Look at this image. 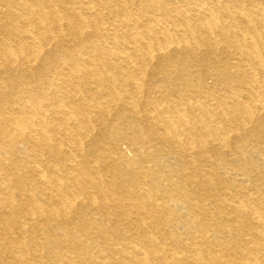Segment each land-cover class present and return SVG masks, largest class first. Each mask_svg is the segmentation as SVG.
<instances>
[{
    "label": "bare ground",
    "instance_id": "6f19581e",
    "mask_svg": "<svg viewBox=\"0 0 264 264\" xmlns=\"http://www.w3.org/2000/svg\"><path fill=\"white\" fill-rule=\"evenodd\" d=\"M0 264H264V0H0Z\"/></svg>",
    "mask_w": 264,
    "mask_h": 264
}]
</instances>
